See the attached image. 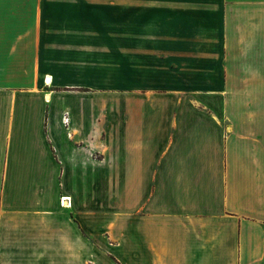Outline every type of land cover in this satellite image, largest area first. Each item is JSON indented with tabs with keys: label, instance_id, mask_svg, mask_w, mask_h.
I'll list each match as a JSON object with an SVG mask.
<instances>
[{
	"label": "crops",
	"instance_id": "crops-1",
	"mask_svg": "<svg viewBox=\"0 0 264 264\" xmlns=\"http://www.w3.org/2000/svg\"><path fill=\"white\" fill-rule=\"evenodd\" d=\"M41 4L36 21L46 22L43 29L36 26L35 37L129 38L118 47V52L130 53L129 80L113 82L119 87L128 83L129 91L113 93H128L134 102L130 117L154 116L150 108L138 109V101L147 102L155 93L179 96L191 89L194 98L211 99L224 92L228 100L232 86L250 82L253 74L264 85V0H41ZM8 9V2H3L2 25ZM5 31L0 29L3 70L10 55ZM72 50L49 45L39 51L34 91L12 93L8 79L0 80V207L10 214L2 222L0 238L24 235L21 230L33 223L37 264H57L58 246L82 235L75 226L72 193L63 183L74 177V132L87 146L95 109L83 102L89 94L59 105L52 91H45L63 82L62 71L67 73L66 83H75L68 80L69 66L57 64L60 53L67 52L69 58ZM253 53L258 55L254 58ZM155 67L161 70L158 78L152 77ZM48 75L54 77L52 84H47ZM102 82H91L97 89L94 94H102L98 91ZM160 113L157 116L172 117L166 131L171 127L173 133L164 130L157 141L149 129L144 135L140 132L139 139L131 131L125 145L130 159L144 149L147 162L154 158L159 166L155 202L160 209L153 208L147 243L164 264H184V259L195 264H264V118L246 126L234 123L235 114L229 110ZM218 116L226 118L225 124ZM130 123L132 127L133 120Z\"/></svg>",
	"mask_w": 264,
	"mask_h": 264
},
{
	"label": "rangeland",
	"instance_id": "rangeland-1",
	"mask_svg": "<svg viewBox=\"0 0 264 264\" xmlns=\"http://www.w3.org/2000/svg\"><path fill=\"white\" fill-rule=\"evenodd\" d=\"M3 2H8L9 16L4 20V25L0 21V29L4 28L8 32L4 40L9 44L10 55L8 68L3 70L0 67V80L2 76L8 79L12 93L34 91L37 84L35 56L49 45L52 48L57 45L59 50L67 47L74 52L67 58V52L62 51L57 64L60 67L63 64L69 66L68 80L75 83H66L67 73L62 71L60 76L64 77L63 82L53 88L46 87L45 91L51 90L59 105L66 104L70 97L77 100L89 94L83 102L95 109V116L91 118L89 143L86 142L88 150L85 143L81 144L77 132H74V177L63 183L72 193V203L77 210L74 214L75 226L82 235L75 236L72 243L58 246L57 264H164L159 252L153 251L152 243H147L148 224H152L154 219L152 211L156 207L160 209L158 200L155 202V192L161 183L155 175L159 166L154 163V158L147 162L144 149H138V158L130 159V148L125 145L130 143L131 131L139 139L140 132L144 135L149 129L151 133L154 132L155 139L160 141L172 119L166 117V113L195 108H210L219 114L229 110L235 114L232 118L234 123L257 125L264 118V85L258 83L262 82L261 78H254L256 74H253L248 79L250 82L233 85L228 100H225L227 97L224 92L211 99H196L191 89L179 96L155 93L149 96L148 103L138 101V109L150 108L154 116L130 117L134 102L128 93H113L129 91L128 83H123L121 87L113 84L118 78L123 82L129 80L130 53L118 52L121 40L129 41V38L35 37L36 26L43 29L46 22L42 19L36 21L37 10L43 7L41 0H0V11ZM253 54L254 58L258 55ZM79 56L83 59L81 63ZM251 61L257 63V60ZM152 73L154 78L161 76V70L157 67ZM94 80L103 81V89L98 90L102 94H94V90H97L91 86ZM160 112L165 116H157ZM69 116L72 118L71 114ZM218 119L222 125L225 124L224 116H218ZM172 130L170 127L166 133L170 135ZM63 197L61 205L64 206ZM8 215L1 212L0 207V231L2 222L8 221L5 218ZM33 225L21 230L24 235H13V239L11 236L7 239L6 236L2 241L0 238V264H37V240ZM150 239L154 240L153 237ZM182 257L184 259V255ZM182 261L184 264H195L191 260Z\"/></svg>",
	"mask_w": 264,
	"mask_h": 264
},
{
	"label": "bare ground",
	"instance_id": "bare-ground-1",
	"mask_svg": "<svg viewBox=\"0 0 264 264\" xmlns=\"http://www.w3.org/2000/svg\"><path fill=\"white\" fill-rule=\"evenodd\" d=\"M47 77H48V79H47L48 84H51L53 82L54 77L52 75H48ZM65 121H68V118H65ZM65 199H66V197L64 198V200Z\"/></svg>",
	"mask_w": 264,
	"mask_h": 264
},
{
	"label": "built area",
	"instance_id": "built-area-1",
	"mask_svg": "<svg viewBox=\"0 0 264 264\" xmlns=\"http://www.w3.org/2000/svg\"><path fill=\"white\" fill-rule=\"evenodd\" d=\"M68 121H69V118H68ZM63 198H65V197H63Z\"/></svg>",
	"mask_w": 264,
	"mask_h": 264
}]
</instances>
